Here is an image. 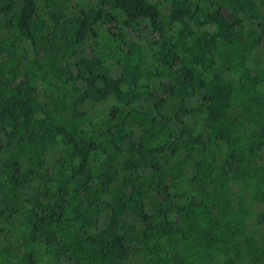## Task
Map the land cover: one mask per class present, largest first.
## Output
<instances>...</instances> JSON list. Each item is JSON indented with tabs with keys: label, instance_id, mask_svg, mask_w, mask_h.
I'll return each instance as SVG.
<instances>
[{
	"label": "trees",
	"instance_id": "obj_1",
	"mask_svg": "<svg viewBox=\"0 0 264 264\" xmlns=\"http://www.w3.org/2000/svg\"><path fill=\"white\" fill-rule=\"evenodd\" d=\"M0 264H264V0H0Z\"/></svg>",
	"mask_w": 264,
	"mask_h": 264
}]
</instances>
